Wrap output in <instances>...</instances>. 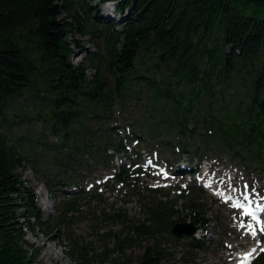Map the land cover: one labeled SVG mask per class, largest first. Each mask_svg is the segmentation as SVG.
<instances>
[{
    "label": "trees",
    "instance_id": "1",
    "mask_svg": "<svg viewBox=\"0 0 264 264\" xmlns=\"http://www.w3.org/2000/svg\"><path fill=\"white\" fill-rule=\"evenodd\" d=\"M95 2L113 3L120 23L101 16ZM74 31L97 40L77 64L68 39ZM133 94L181 143L161 142L150 125L149 142L182 152L191 146L195 157L225 155L263 171L264 0H0V264H38L37 250L25 241L38 208L17 170L34 157L65 176L75 175L84 157L115 170L114 157L125 150L113 138V109ZM131 167L113 173L130 197L139 195L142 174ZM147 191L143 220H127L114 208L98 212L100 223L122 227L95 229L104 245L99 257L112 258L100 264H162L161 235L174 224L209 226L200 188L180 197L185 217L177 201L156 198L162 189ZM83 195L63 202L60 216ZM186 247L200 249L194 238ZM71 252L78 264H95L83 245ZM252 264H264V255Z\"/></svg>",
    "mask_w": 264,
    "mask_h": 264
},
{
    "label": "rangeland",
    "instance_id": "2",
    "mask_svg": "<svg viewBox=\"0 0 264 264\" xmlns=\"http://www.w3.org/2000/svg\"><path fill=\"white\" fill-rule=\"evenodd\" d=\"M92 6L113 24L119 22L116 20L119 16L113 12V3L102 5L95 2ZM61 19L72 22L67 15H62ZM68 39L76 45L71 58L73 64L82 61L86 53L96 50L97 40H92L89 36L82 37L77 31L72 32ZM112 117L110 124L116 130V136L113 138L122 141L125 148V152L115 159L114 167L126 169L131 164L141 162L139 165L143 173L138 177L139 195L134 193L130 197L122 184H118L115 178H112V170L109 171L103 162L97 163L86 157L79 162L81 167L77 169L75 175L65 176L41 157H34L36 162L25 163L17 170V178L22 190L27 189L33 192L34 205L38 208L37 220L31 223L33 232L25 231V241L38 252V264H78L71 251L77 250L82 245L89 251L90 256H94L90 259L95 264L112 259L99 257L104 245L100 237H97L99 233L95 232V229L108 233L120 232L122 227L117 223H100L98 212L104 210L110 211L111 214L114 208L120 210L117 214L121 217L125 216L127 220H143L140 205L142 202H147L149 198L147 188L158 186L163 187L168 194L162 192L165 195L156 198L161 202L177 201L176 211L181 217H185L186 212L183 210V200L179 198L180 190L194 185L200 186L203 194L199 204L203 206L207 213L206 219L210 222L207 228L198 231L194 236L196 244L201 247L197 250H189L186 247L190 238L176 239L168 233L161 235V249L166 254L162 264H227L230 261L233 262L231 264H235L241 253L255 248L257 251L263 249L262 245L258 246V239L253 240L251 235L239 230L241 224L245 221L249 223L251 217L244 220L242 215L245 210L234 208L232 205L237 201L243 204L240 200L245 195H252L247 197L246 202L249 201L253 207L258 208L263 205L264 210V202H262L264 200V170H258V167L254 166L244 169L240 163H235L232 159L220 154L211 153L196 158L192 155L191 146L182 153L177 151L178 149L173 152L174 149H162L154 142H149L147 133L150 125L157 130L158 134H162L158 139L161 142L181 143L174 133L169 131V134L165 135L162 119H158V116L152 119L149 108H146V102L141 98L138 99L134 94L115 105ZM127 136L128 141L124 143V138ZM136 138L142 139L145 143L131 144ZM132 151L138 154L136 158L134 154L130 155ZM206 157L210 162L207 165L200 163V159ZM208 165L213 166V178L218 179L202 180L201 175L190 178L183 174L188 171L203 174ZM41 166H43L42 174L36 173L35 168ZM227 171H229L228 174ZM225 174L228 181L232 180L228 186L222 185V181L219 180ZM69 177L72 180H69ZM46 180L50 184L53 183L50 188L43 183ZM214 180L216 184L212 187L209 184H212ZM245 185L249 187L246 189ZM213 188L228 189L230 193L228 197L232 195L235 197L234 201L225 203L228 197L221 196L218 194L220 192H216ZM80 191L87 195L80 197L78 207L68 216L67 212L60 216L63 202L72 200ZM91 195H96L97 198L91 199ZM44 203L50 207L49 214L45 212ZM20 213L19 211L18 214ZM93 215L94 218H92ZM91 219H95L94 224H91ZM60 220L62 224L59 225ZM63 222L66 223L63 224ZM246 229L252 233L249 226H246ZM260 242H264V237ZM48 249L54 251L45 256ZM231 249L235 250V253L239 251V254L231 255L228 252ZM139 253L140 250H132L131 256L134 258Z\"/></svg>",
    "mask_w": 264,
    "mask_h": 264
},
{
    "label": "water",
    "instance_id": "3",
    "mask_svg": "<svg viewBox=\"0 0 264 264\" xmlns=\"http://www.w3.org/2000/svg\"><path fill=\"white\" fill-rule=\"evenodd\" d=\"M195 233V229L192 226H189L187 224H176L171 228L170 234L174 238H181V237H192Z\"/></svg>",
    "mask_w": 264,
    "mask_h": 264
},
{
    "label": "bare ground",
    "instance_id": "4",
    "mask_svg": "<svg viewBox=\"0 0 264 264\" xmlns=\"http://www.w3.org/2000/svg\"><path fill=\"white\" fill-rule=\"evenodd\" d=\"M243 203H245L246 202V200L243 198L242 200H241ZM262 202H264V200H262ZM44 205V207H45V212L47 213V214H49L50 212H49V209H50V207H49V205H47V204H43ZM244 205V204H243ZM248 209H249V207H248ZM248 211H253L254 212V214L255 215H264V210H263V205L262 206H260L259 208L258 207H255V208H253V209H249ZM251 235H253V232H252V234ZM253 237H254V235H253ZM252 250L253 249H251V250H249V251H246L242 256H241V258L239 259V263L240 264H242V262H244L245 260H247L248 259V257H250V256H248L247 254L248 253H252ZM53 249H48L47 250V253L45 254V256H47L48 254H52L53 253Z\"/></svg>",
    "mask_w": 264,
    "mask_h": 264
},
{
    "label": "snow or ice",
    "instance_id": "5",
    "mask_svg": "<svg viewBox=\"0 0 264 264\" xmlns=\"http://www.w3.org/2000/svg\"><path fill=\"white\" fill-rule=\"evenodd\" d=\"M248 187H249L248 185H245V188H246V189H247ZM231 199H232L231 196H229V197L225 200V203L229 202ZM244 199L247 200V195L244 196ZM232 206H233L234 208H243V207H244V205H243L241 202H239V201H237L236 203H234ZM244 214L247 215V216H249V217H251V219L254 220V221H256L257 224L264 223V221H261V219H260L259 217H257V216L254 214L253 211H247V212H245ZM260 231H261V232H264V228H261ZM253 235H255V229H253ZM261 250L264 251V249H261ZM255 251H256V249H253V250H252V252H255ZM251 254H252V253L250 252V253H248L247 255L250 256ZM242 264H243V262H242Z\"/></svg>",
    "mask_w": 264,
    "mask_h": 264
}]
</instances>
